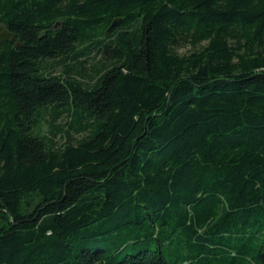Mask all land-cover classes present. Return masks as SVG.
<instances>
[{"label":"trees","instance_id":"trees-1","mask_svg":"<svg viewBox=\"0 0 264 264\" xmlns=\"http://www.w3.org/2000/svg\"><path fill=\"white\" fill-rule=\"evenodd\" d=\"M0 25V264H264V0H0Z\"/></svg>","mask_w":264,"mask_h":264},{"label":"water","instance_id":"water-1","mask_svg":"<svg viewBox=\"0 0 264 264\" xmlns=\"http://www.w3.org/2000/svg\"><path fill=\"white\" fill-rule=\"evenodd\" d=\"M119 19L114 20L111 26L107 29L106 34L112 32L119 23ZM12 38V33L9 32L3 25H0V42L1 40H8Z\"/></svg>","mask_w":264,"mask_h":264},{"label":"rangeland","instance_id":"rangeland-1","mask_svg":"<svg viewBox=\"0 0 264 264\" xmlns=\"http://www.w3.org/2000/svg\"><path fill=\"white\" fill-rule=\"evenodd\" d=\"M187 51H188V47L179 49V52H181V53H184V52H187ZM59 121H57L56 123H60L62 120L60 122ZM47 129H48V125L46 123V124L43 125L42 131L43 132H47L48 131Z\"/></svg>","mask_w":264,"mask_h":264},{"label":"flooded vegetation","instance_id":"flooded-vegetation-1","mask_svg":"<svg viewBox=\"0 0 264 264\" xmlns=\"http://www.w3.org/2000/svg\"><path fill=\"white\" fill-rule=\"evenodd\" d=\"M13 39V35H12V38L11 39H8V40H12ZM2 41V40H1Z\"/></svg>","mask_w":264,"mask_h":264}]
</instances>
